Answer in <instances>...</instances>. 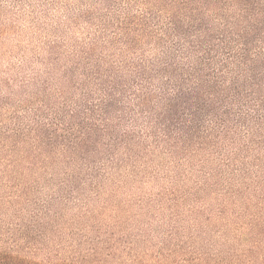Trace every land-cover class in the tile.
I'll return each mask as SVG.
<instances>
[{"label": "rangeland", "instance_id": "obj_1", "mask_svg": "<svg viewBox=\"0 0 264 264\" xmlns=\"http://www.w3.org/2000/svg\"><path fill=\"white\" fill-rule=\"evenodd\" d=\"M56 2L0 14V250L42 264H264V147L230 160L156 149L104 170L60 148L37 159L30 144L6 140L8 111L35 87L43 96L46 78L47 101L74 94L53 74L73 63L84 20L105 0Z\"/></svg>", "mask_w": 264, "mask_h": 264}, {"label": "trees", "instance_id": "obj_2", "mask_svg": "<svg viewBox=\"0 0 264 264\" xmlns=\"http://www.w3.org/2000/svg\"><path fill=\"white\" fill-rule=\"evenodd\" d=\"M30 1L0 0V14L57 6ZM100 12L83 14L73 63L53 74L74 94L47 101L48 77L43 96L35 87L8 111L15 148L30 144L37 159L60 148L107 170L156 149L230 160L264 147V0H105ZM0 264L42 263L7 249Z\"/></svg>", "mask_w": 264, "mask_h": 264}]
</instances>
